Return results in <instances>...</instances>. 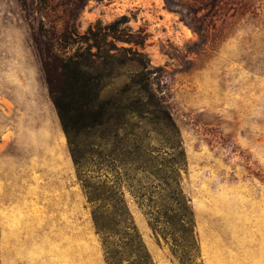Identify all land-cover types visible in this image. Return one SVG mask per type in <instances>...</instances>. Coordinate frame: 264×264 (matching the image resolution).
Segmentation results:
<instances>
[{"label": "rangeland", "instance_id": "obj_1", "mask_svg": "<svg viewBox=\"0 0 264 264\" xmlns=\"http://www.w3.org/2000/svg\"><path fill=\"white\" fill-rule=\"evenodd\" d=\"M67 41L115 100L120 176L74 164L45 75ZM172 159L185 237L155 221ZM103 191L116 235L95 222ZM134 228L153 264H264V0H0V264H109L117 245L133 264Z\"/></svg>", "mask_w": 264, "mask_h": 264}, {"label": "trees", "instance_id": "obj_2", "mask_svg": "<svg viewBox=\"0 0 264 264\" xmlns=\"http://www.w3.org/2000/svg\"><path fill=\"white\" fill-rule=\"evenodd\" d=\"M66 45L63 47L64 57L54 55L55 63H49L45 66V75L49 95L58 114L62 129L68 138L74 164L77 169L81 171L84 169L85 163L89 162L86 160L87 157L95 156L97 157L95 162H97L99 167H108L120 176L117 171L118 161L114 157L112 158V156H116V154H114V152H112L111 156L106 154L108 142L107 132L112 122L115 100H100L99 78L83 69L82 63L77 56V50L75 53L68 54L70 48L74 46V43L67 41ZM140 85V82L133 79L131 87L124 93H133L135 88ZM136 92L149 94V89L145 86ZM121 110L122 112L124 111V113L132 111V109ZM92 133L93 136L98 134V139L100 140L98 149L94 153L86 150L80 151L78 148L80 146L78 139L87 136L90 137ZM127 153L130 154V152ZM120 161L127 162L128 164V162H136V158L125 156V158ZM175 162L176 161L172 159L170 163L167 162L164 165L165 167L154 173L155 177L169 190L166 198L160 203L162 207H159L160 209L156 212L158 217L155 221L158 223L161 218H164L165 224L173 226L175 232L179 231L185 237L189 236L191 233V219L188 215L187 204L175 183L174 166L177 164ZM142 168L145 170V167ZM96 197L97 200L103 203L98 207L100 214L95 216L97 228L99 231L109 236L118 234L119 230L117 223H112L114 227H111L112 221L106 216L105 212L107 207L106 202L111 201L113 196L103 191L99 195H96ZM144 199H148V205L156 204L153 198L146 193L141 195V200ZM117 212L120 213L118 217L123 216L121 214L123 209L113 212L112 215ZM118 223L120 224V221ZM133 230L136 235L128 234L127 232L123 234L129 241L124 243V248H126L128 252L138 256L133 264H153L149 256L143 253V245L137 236L136 229L134 228ZM117 246H115L113 250H109V264H121L120 252L119 249L116 248Z\"/></svg>", "mask_w": 264, "mask_h": 264}]
</instances>
